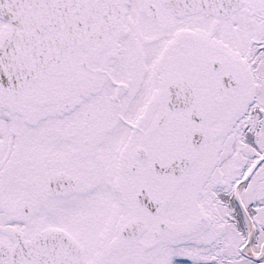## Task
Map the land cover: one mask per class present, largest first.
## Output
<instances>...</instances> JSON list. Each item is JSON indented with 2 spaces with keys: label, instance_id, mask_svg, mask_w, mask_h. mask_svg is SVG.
<instances>
[{
  "label": "snow or ice",
  "instance_id": "6c2138e0",
  "mask_svg": "<svg viewBox=\"0 0 264 264\" xmlns=\"http://www.w3.org/2000/svg\"><path fill=\"white\" fill-rule=\"evenodd\" d=\"M0 264H264V0H0Z\"/></svg>",
  "mask_w": 264,
  "mask_h": 264
}]
</instances>
